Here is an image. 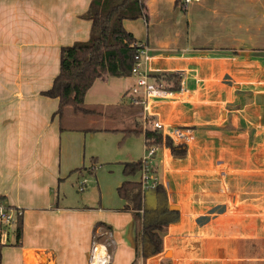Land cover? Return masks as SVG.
Segmentation results:
<instances>
[{
    "label": "crops",
    "instance_id": "obj_1",
    "mask_svg": "<svg viewBox=\"0 0 264 264\" xmlns=\"http://www.w3.org/2000/svg\"><path fill=\"white\" fill-rule=\"evenodd\" d=\"M176 2L147 0L148 22L124 21L149 49L153 74L180 78L179 90L164 84L151 107L164 138L187 149L178 158L162 144L151 162L178 220L163 235V252L141 264H264V0H197L185 16ZM90 3L0 0V196L24 212L13 264H90L91 240L120 243L111 264L135 259L140 225L124 201L68 207L60 199L82 169V134L93 129L61 131L59 101L42 92L59 74L61 48L89 40L82 16ZM135 84L99 80L85 102L121 106L116 114L138 124L145 141L142 107L130 101Z\"/></svg>",
    "mask_w": 264,
    "mask_h": 264
},
{
    "label": "trees",
    "instance_id": "obj_2",
    "mask_svg": "<svg viewBox=\"0 0 264 264\" xmlns=\"http://www.w3.org/2000/svg\"><path fill=\"white\" fill-rule=\"evenodd\" d=\"M147 0H91L83 19L91 22L89 40L64 46L60 50V71L50 89L42 92L47 98L58 99L59 106L54 113L60 119L61 131H73L74 127L64 120L67 110L75 115H100L95 107L86 105V95L94 84L107 78H129L134 66L140 60L141 42L124 27L125 20L143 18L149 21ZM176 5L182 7V0ZM157 83L169 84L173 91L179 90L180 78L171 72L152 74ZM96 130H88L94 132ZM111 131V130H108ZM125 137L142 134L138 124L134 129L123 130ZM147 145L165 146L172 156L182 158L186 155L185 146H176L171 139L164 138L160 131L145 133ZM125 181L117 188L119 198L124 201L123 211L131 212L135 222L140 225L137 254L147 260L163 252V235L168 226L178 220V213L172 211L167 194L162 185H157L149 193L144 191L140 180L142 159L136 162L121 163ZM94 173L96 165L90 168ZM103 226L104 224H98ZM110 231L109 228H106ZM22 225L17 228V242L20 241ZM5 245L0 243V264Z\"/></svg>",
    "mask_w": 264,
    "mask_h": 264
},
{
    "label": "rangeland",
    "instance_id": "obj_3",
    "mask_svg": "<svg viewBox=\"0 0 264 264\" xmlns=\"http://www.w3.org/2000/svg\"><path fill=\"white\" fill-rule=\"evenodd\" d=\"M185 12L186 11L180 7L179 13L184 15ZM113 92V89L106 88L104 94L110 95ZM112 104L115 105L114 103ZM120 107L113 106L112 108H104L98 105L95 106L98 112L107 115L104 117H102L101 114H96L94 116L75 115L71 109L67 110V113H71L75 117L67 114L65 116L67 125L69 124L79 128L89 127L97 129V131L93 133L85 131V133L82 134L80 163L82 169L71 174L62 185L60 199L64 205L68 207L84 205L101 207L103 202L106 205L121 203V199L116 191L117 186L123 181L120 163L143 159L146 155V145L143 134L125 137L122 130L119 131V129H131L135 127V124L130 125L131 122L127 124L125 117L116 114L120 111ZM135 110L137 112V109ZM116 116L119 118H111ZM135 120H137V117H135L134 121ZM106 129L111 131H107ZM93 164L96 165V169L94 173H90V168ZM100 233L104 234V236H109L110 239V234L107 229L103 228ZM10 240L13 246H5L2 264H13L14 258L19 257L20 251L18 249H20L21 246H18L19 244H17L13 236ZM93 241L94 240H91L90 242L91 249ZM95 241L106 245L110 255L121 246L116 240ZM124 242H126V240ZM15 249L17 253L14 254L13 252H15ZM91 249L89 254L91 253ZM132 249L135 252L133 264H141L140 256L137 254V248L133 247Z\"/></svg>",
    "mask_w": 264,
    "mask_h": 264
},
{
    "label": "built area",
    "instance_id": "obj_4",
    "mask_svg": "<svg viewBox=\"0 0 264 264\" xmlns=\"http://www.w3.org/2000/svg\"><path fill=\"white\" fill-rule=\"evenodd\" d=\"M193 1L197 0H182V7L185 9ZM140 45L142 46L140 60L131 72V77L136 79V84L130 92V101L132 104L142 107L141 122L145 133L150 130L164 132L163 124L155 120L156 114H154L151 107L152 98L156 94L163 93L164 84L157 83L152 78L154 70L151 67V62L153 59L149 54V49L144 44ZM159 149L160 146L158 145L146 144V155L142 159V170L140 173V182L144 191L157 186L155 178L151 176V162ZM23 216L24 212L22 209L10 205L6 199L0 196V243L5 246H13L10 240L12 236L16 241L19 240L17 239V228L20 227ZM97 245L102 246L105 250V255L98 258L94 254L96 252L95 246ZM109 260L107 246L94 240L90 254V264H110Z\"/></svg>",
    "mask_w": 264,
    "mask_h": 264
},
{
    "label": "bare ground",
    "instance_id": "obj_5",
    "mask_svg": "<svg viewBox=\"0 0 264 264\" xmlns=\"http://www.w3.org/2000/svg\"><path fill=\"white\" fill-rule=\"evenodd\" d=\"M96 248H95V257L96 258H98V257H102L103 255H105V250L103 249V247L102 246H100V245H97V246H95Z\"/></svg>",
    "mask_w": 264,
    "mask_h": 264
},
{
    "label": "water",
    "instance_id": "obj_6",
    "mask_svg": "<svg viewBox=\"0 0 264 264\" xmlns=\"http://www.w3.org/2000/svg\"><path fill=\"white\" fill-rule=\"evenodd\" d=\"M153 189H154V188H149V189L146 190V192L149 193V192H150L151 190H153ZM135 242H136V240H135Z\"/></svg>",
    "mask_w": 264,
    "mask_h": 264
}]
</instances>
